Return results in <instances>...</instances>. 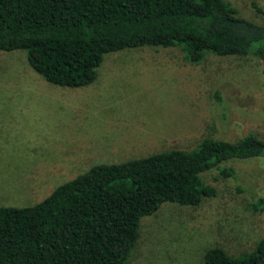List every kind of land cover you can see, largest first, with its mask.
Segmentation results:
<instances>
[{
    "label": "rangeland",
    "instance_id": "rangeland-1",
    "mask_svg": "<svg viewBox=\"0 0 264 264\" xmlns=\"http://www.w3.org/2000/svg\"><path fill=\"white\" fill-rule=\"evenodd\" d=\"M223 1L264 26V0ZM249 134L264 141V62L254 53L191 61L177 45L125 47L103 54L91 82L63 86L34 72L23 50H0V205H32L95 164ZM220 165L231 175L199 174L212 194L140 218L128 264H204L205 249L238 255L264 238V208L251 206L264 197V156Z\"/></svg>",
    "mask_w": 264,
    "mask_h": 264
},
{
    "label": "trees",
    "instance_id": "trees-1",
    "mask_svg": "<svg viewBox=\"0 0 264 264\" xmlns=\"http://www.w3.org/2000/svg\"><path fill=\"white\" fill-rule=\"evenodd\" d=\"M140 45H177L191 61L211 52L264 62V26L223 0H0V50H23L49 83L87 84L104 53ZM255 156H264V141L249 134L95 164L32 205H0V264H128L141 217L163 202L195 205L213 193L201 172L230 176L221 162ZM251 206L263 209L264 197ZM202 259L264 264V238L238 255L212 246Z\"/></svg>",
    "mask_w": 264,
    "mask_h": 264
}]
</instances>
